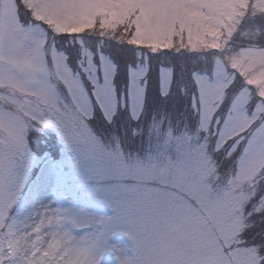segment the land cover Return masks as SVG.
<instances>
[{
	"label": "snow or ice",
	"instance_id": "1",
	"mask_svg": "<svg viewBox=\"0 0 264 264\" xmlns=\"http://www.w3.org/2000/svg\"><path fill=\"white\" fill-rule=\"evenodd\" d=\"M0 264H264V0H0Z\"/></svg>",
	"mask_w": 264,
	"mask_h": 264
}]
</instances>
